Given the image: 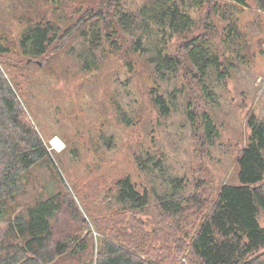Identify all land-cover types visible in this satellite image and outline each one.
I'll list each match as a JSON object with an SVG mask.
<instances>
[{"label": "rangeland", "instance_id": "obj_1", "mask_svg": "<svg viewBox=\"0 0 264 264\" xmlns=\"http://www.w3.org/2000/svg\"><path fill=\"white\" fill-rule=\"evenodd\" d=\"M143 2L0 0V37L11 41V53L1 63L3 74L14 81L26 119L40 133L55 162L54 168L42 163L24 174V192L16 198L15 213L67 187L87 224L61 216L55 225L57 239L77 236L81 242L88 241L95 258L102 241L110 239L149 261L201 264L191 240L221 188L239 183L238 157L249 143V117L255 115L264 123V8L260 0H247L244 6L228 2L193 9L194 31L170 39L169 52L183 58L186 40L208 37L232 68L225 81L213 77L206 82L212 91L209 96L189 63L176 79L161 82L147 56L133 53L132 38L123 33L120 52L110 51L104 43V51L97 52L102 62L99 70L88 73L70 53L71 47L80 46L78 32L39 60L23 57L18 46L30 22L50 21L64 34L87 12L102 11L113 17L118 11L135 12ZM235 20L242 37L238 45L226 40V30ZM154 93L166 98L172 107L170 116L159 114L153 105ZM173 95L178 97L175 107ZM192 105L197 116L206 113L213 119L219 137L212 144L190 123L186 110ZM117 110L131 117V126L119 122ZM146 150L162 155L172 178L185 182L178 195L200 201L188 203L182 216L172 218L161 212L155 195L136 212L114 198L115 184L125 176L132 178L141 193L152 194L153 187L160 194L170 191V185L163 186L160 179L139 170L136 156ZM259 219L264 227V217ZM5 227L0 223V238ZM67 254L58 264H77Z\"/></svg>", "mask_w": 264, "mask_h": 264}, {"label": "trees", "instance_id": "obj_2", "mask_svg": "<svg viewBox=\"0 0 264 264\" xmlns=\"http://www.w3.org/2000/svg\"><path fill=\"white\" fill-rule=\"evenodd\" d=\"M228 2L244 6L247 0H144L137 11H118L113 17L102 11L87 12L64 34L50 21H34L20 34L18 46L23 57L39 60L47 56L51 47L78 32L80 46L71 47L70 53L88 73L99 70L102 62L99 63L98 57L104 51V43L110 51L120 52V34L123 33L132 38L133 53L147 56L161 82L176 79L189 63L209 96L212 91L206 82L213 77L225 81L233 72L222 61L211 39L197 35L186 40L183 58L170 53L168 43L175 35L194 31L196 23L191 10L213 3L220 7L219 4ZM260 3L264 8V0ZM241 38L235 20L226 30V40L238 45ZM10 45L8 37H0V223L6 226L0 238V264H58L68 252L77 264H163L146 260L126 245L110 239L102 241L96 258L89 251L88 241L81 242L77 236L57 239L55 225L61 216L87 224L67 187L15 213L16 198L24 192V174L42 163H50L54 168L55 162L40 133L26 119L14 81L3 74L1 63L3 57L11 53ZM173 97L175 107L178 97ZM152 100L162 117L170 116L172 107L163 95L154 93ZM186 112L190 123L198 128L208 145L219 137L209 114L197 116L193 105ZM116 113L122 125H132L131 117H128L130 121L121 110ZM248 126L249 143L238 157L239 183L221 188L211 212L205 215L191 240L192 251L201 264H264V227L259 219L264 217V123L251 115ZM136 162L143 174L160 179L163 186L170 185V191L160 194L157 187H153L152 194L147 190L141 193L132 178L125 176L116 182L114 198L128 211L143 210L155 195L159 198L161 212L177 218L185 213L188 203L200 202L197 197L191 200L178 195L187 185L182 179L172 178L162 155L142 151L136 156Z\"/></svg>", "mask_w": 264, "mask_h": 264}]
</instances>
